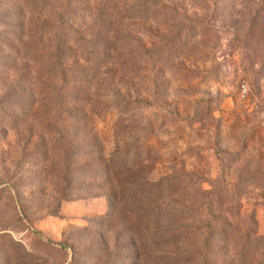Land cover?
Wrapping results in <instances>:
<instances>
[{
  "label": "rangeland",
  "instance_id": "rangeland-1",
  "mask_svg": "<svg viewBox=\"0 0 264 264\" xmlns=\"http://www.w3.org/2000/svg\"><path fill=\"white\" fill-rule=\"evenodd\" d=\"M0 264H264V0H0Z\"/></svg>",
  "mask_w": 264,
  "mask_h": 264
},
{
  "label": "trees",
  "instance_id": "trees-1",
  "mask_svg": "<svg viewBox=\"0 0 264 264\" xmlns=\"http://www.w3.org/2000/svg\"><path fill=\"white\" fill-rule=\"evenodd\" d=\"M72 3H73V0H69V4H72ZM89 29H92L93 31L94 27L84 28L82 24L80 25V23L74 22L73 24H70L68 29L64 28L61 24L57 28V33L56 31L51 32L49 30H44L45 34L49 35L50 37L52 36V38L56 39V41L58 42V47L56 50V60L58 61V68L62 70L63 72H67V75H65L66 79L67 77H70L71 79H73V82H71L73 85L74 84L81 85L85 83L87 80V77L91 75V73L86 71L85 68L77 67L79 65L78 61H74V60L72 61L68 58L69 57L68 53H70L71 51L76 50V48H82L84 46L86 47L85 45L87 44L86 34L88 33ZM72 33L80 35L82 39L81 38L79 40L73 39L71 36ZM115 33H118V32L117 31L111 32L112 35H114ZM239 38L241 37L239 36ZM40 39L41 41H44L43 37H41ZM72 68H76L75 71H72ZM71 83L67 84L66 82L65 85H67L68 87L72 85ZM127 164H128V160H126V165Z\"/></svg>",
  "mask_w": 264,
  "mask_h": 264
}]
</instances>
